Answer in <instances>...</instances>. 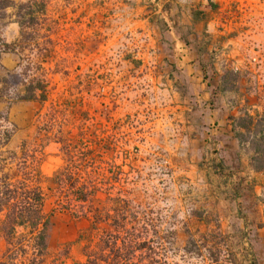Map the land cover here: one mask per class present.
Instances as JSON below:
<instances>
[{"label": "rangeland", "instance_id": "1", "mask_svg": "<svg viewBox=\"0 0 264 264\" xmlns=\"http://www.w3.org/2000/svg\"><path fill=\"white\" fill-rule=\"evenodd\" d=\"M12 1L16 7L0 6V39L6 42L5 31L18 19L19 5L28 0ZM35 1L46 4V15L23 30L20 25L9 30L10 43L20 42L16 53L4 55L3 75L10 78L13 92L33 80H44L48 98L15 102L10 109L0 99V110H9L15 126L8 149L35 164L34 178L47 195L45 210L51 217L47 264L83 261L84 239L92 226L90 216L65 202L73 193L59 185L66 167L77 181L97 184L98 209L107 205L110 194L126 193L145 203L137 215L138 226L157 232L159 243L152 240L156 248L144 250L146 261L225 264L229 249L224 245L230 234L201 227L196 215L213 216L218 209L240 207L262 213V230L246 236L264 264V185L260 192L250 181L242 185L239 202L231 199L232 186L224 178L209 177L206 182L179 172L183 164L175 149L183 143L180 134L187 131L179 132L182 122L171 118L168 104L159 98V90L148 86L145 72L122 68L129 57L138 64L136 45L145 36L119 22L118 2ZM215 1L227 39L209 41L212 51L204 57V78L213 86L211 100L194 114L195 124L208 126L209 132L234 125L232 117L264 113V0ZM25 13L23 9L21 14ZM188 90L184 84L186 94ZM212 112L222 115L224 122H205L202 115L215 118ZM189 132L194 138L199 135ZM221 138L214 134L208 143L216 147ZM241 146L251 159L252 147ZM110 223L105 220L102 228ZM5 249L6 242L0 239V254Z\"/></svg>", "mask_w": 264, "mask_h": 264}, {"label": "crops", "instance_id": "2", "mask_svg": "<svg viewBox=\"0 0 264 264\" xmlns=\"http://www.w3.org/2000/svg\"><path fill=\"white\" fill-rule=\"evenodd\" d=\"M116 1L119 22H124L128 30L141 31L145 36V40L136 45L137 53L141 58L138 64L130 62L129 57L122 68H126L128 72L140 70L145 72L144 77L148 86L161 92L159 98L168 104L171 118L182 122L178 125L179 132L187 131V134H180L183 143L179 142L175 149V155L183 164L179 167V172L206 182L209 177L224 178L232 186L230 196L235 201L241 200V186L249 181L255 190L260 192L264 185V174L253 168L249 155L240 145L233 131V125L227 128H215L214 131L209 132L208 126L195 124L197 116L194 114L201 112L200 107L209 105L208 101L211 100L213 86L204 78L207 70L204 57L212 51L209 41L227 39L225 23H222L218 15L220 7L217 2L215 0ZM14 25L19 23L11 22V27L5 31L4 36L8 43L11 42L9 30ZM9 55V53L5 54V56ZM4 62H6L5 58H3ZM184 84L189 89L187 94L184 92ZM204 111H206L205 106ZM213 113L217 114L215 112L211 114ZM202 116L209 124L214 120H218L219 123L224 122L222 115L208 118V113H205ZM188 130L197 131L199 135L194 138ZM214 134L224 137L216 147L208 143ZM185 139L186 143H184ZM186 164L189 169L184 168ZM196 217L201 227L205 226L209 230L215 228L230 234L229 241L224 245L229 249L225 264H253V259L261 264L255 247L251 241H248L246 234H250L251 230V232L262 230L259 218L262 217V213H251L244 208L236 207L218 209L213 216L203 212ZM219 262L213 260V264Z\"/></svg>", "mask_w": 264, "mask_h": 264}, {"label": "trees", "instance_id": "3", "mask_svg": "<svg viewBox=\"0 0 264 264\" xmlns=\"http://www.w3.org/2000/svg\"><path fill=\"white\" fill-rule=\"evenodd\" d=\"M0 6L8 10L17 5L12 0H0ZM19 9L16 22L21 30L27 24H37L36 20L46 15V4L35 0L19 5ZM23 9L26 10L25 15L21 14ZM27 17L30 19L27 20ZM17 42L8 43L0 39V99L7 101L9 109L15 102H44L48 98L44 80H33L22 90L13 92L10 78L3 75L6 70L3 57L17 52ZM232 119L233 131L240 144L252 147L253 168L264 172V113H246L239 119ZM14 134L15 126L10 120L9 110L5 113L0 110V239L6 242V249L0 254V264H47L51 225V217L45 210L47 195L34 178L35 164L31 165L24 154L19 156L8 149ZM68 169L65 168L59 181L62 189L73 191L71 196H66L65 202L80 208V214L92 218L91 229L84 239L85 259L74 264H161L158 260L146 261L142 256L144 250L156 248L150 242L158 234L138 226L137 215L141 213L140 209L146 208L145 203L137 202L126 193L110 194L107 205L98 209L95 207L97 184L77 181ZM105 220L111 222L107 229L102 228ZM154 243L159 244L156 240ZM51 264L67 262L53 261ZM253 264L259 263L253 259Z\"/></svg>", "mask_w": 264, "mask_h": 264}]
</instances>
